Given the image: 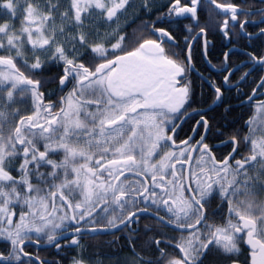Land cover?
Wrapping results in <instances>:
<instances>
[{
    "label": "snow or ice",
    "instance_id": "snow-or-ice-1",
    "mask_svg": "<svg viewBox=\"0 0 264 264\" xmlns=\"http://www.w3.org/2000/svg\"><path fill=\"white\" fill-rule=\"evenodd\" d=\"M0 264H264V0H0Z\"/></svg>",
    "mask_w": 264,
    "mask_h": 264
},
{
    "label": "flooded vegetation",
    "instance_id": "flooded-vegetation-1",
    "mask_svg": "<svg viewBox=\"0 0 264 264\" xmlns=\"http://www.w3.org/2000/svg\"><path fill=\"white\" fill-rule=\"evenodd\" d=\"M239 47V45H237ZM110 239V238H109Z\"/></svg>",
    "mask_w": 264,
    "mask_h": 264
}]
</instances>
